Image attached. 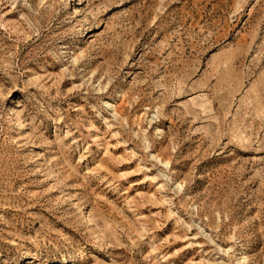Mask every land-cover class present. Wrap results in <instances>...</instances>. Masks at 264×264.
Masks as SVG:
<instances>
[{
	"label": "rangeland",
	"instance_id": "1",
	"mask_svg": "<svg viewBox=\"0 0 264 264\" xmlns=\"http://www.w3.org/2000/svg\"><path fill=\"white\" fill-rule=\"evenodd\" d=\"M0 264H264V0H0Z\"/></svg>",
	"mask_w": 264,
	"mask_h": 264
}]
</instances>
